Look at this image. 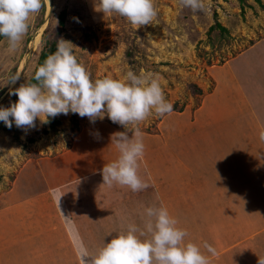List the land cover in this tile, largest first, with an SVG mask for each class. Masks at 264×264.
I'll list each match as a JSON object with an SVG mask.
<instances>
[{
    "label": "crops",
    "instance_id": "obj_1",
    "mask_svg": "<svg viewBox=\"0 0 264 264\" xmlns=\"http://www.w3.org/2000/svg\"><path fill=\"white\" fill-rule=\"evenodd\" d=\"M214 69L226 83L222 106L205 102L194 110L191 131L168 119L157 145L149 143L154 135L142 134L145 152L139 171L152 188L153 199L143 203L134 199L136 193L127 195L132 192L127 187L103 185L105 164L90 167L93 173L85 171L84 163L93 159L91 152L98 146L84 139L87 145L49 157L61 162L48 175L52 183L39 194L3 198L0 240L12 239L13 230L19 228L36 232L30 238H15L14 252L0 245V264H83L78 257L81 245L96 252L128 223L142 226L145 207L161 204L187 231L185 242L199 245L211 264H258L259 257L264 258V141L259 139L264 129V38ZM157 151H166L157 172L163 176L161 181L155 174ZM161 186L157 203L155 189ZM110 188H120L125 197L121 199L125 209L115 217L103 206L111 196ZM28 214H34L35 221L27 222ZM205 241L218 256L206 252Z\"/></svg>",
    "mask_w": 264,
    "mask_h": 264
},
{
    "label": "rangeland",
    "instance_id": "obj_2",
    "mask_svg": "<svg viewBox=\"0 0 264 264\" xmlns=\"http://www.w3.org/2000/svg\"><path fill=\"white\" fill-rule=\"evenodd\" d=\"M44 4L45 7L30 17L29 31L16 52L7 50L5 37L0 39V107H10L12 102L18 100L17 96L10 95V89L18 88L29 80L45 40L63 38L75 46V55L84 63L93 80L106 76L123 79L128 70L137 74L153 73L159 78L173 111L163 117L153 114L139 125L143 135L155 136V141H149L150 145H157L159 141L156 138L166 133L169 125L165 121L168 119L174 125L184 124L190 130L193 111L203 103L213 107L220 103L222 106L227 96L226 83L219 74H215L214 68L264 38V0H204L205 10L196 12L182 7L180 0H154L156 17L152 23L139 28H135L123 16L114 13L104 15L97 11L95 0H44ZM63 9L67 10V16L64 25H61L59 13ZM216 22L226 27L227 31L218 27L210 30ZM37 34H41L40 42L34 44ZM17 73L21 78L15 84H8L9 77ZM185 111H189L187 120H183ZM56 117L60 119L56 130L49 123L41 124L39 119L36 128L27 131L17 128L15 123L11 128L1 124L0 209L6 198L15 200L39 194L44 186L52 183L48 175L61 162L49 157L73 149L75 145L83 146L87 143L84 139L98 146L97 150L91 152L93 159L84 163L85 171L93 173L95 171H90V167L113 162L119 154L115 145L111 144V134L125 129L107 116L94 124L87 117L82 118L71 112ZM252 123L251 126H254ZM97 132L99 138L95 135ZM31 137L35 138L34 142H29ZM157 152L154 155L155 174L162 169L160 160L164 161L166 154V151ZM42 156L49 159L34 161V158ZM29 159L32 162L24 166ZM162 178L160 173L156 174L157 181ZM110 190L111 196L103 206L109 215L115 217L117 212L125 209L121 205V199L125 197H122L120 188ZM161 190L163 186L155 189L156 197ZM129 193L126 192L127 195L136 193L137 198L135 196L134 199L143 203L153 199L151 187ZM156 201L159 203L160 199L157 197ZM31 219L35 221L34 214H28L27 222ZM35 232L29 228L13 230L12 239L7 240L4 236L0 245L14 252L15 238H30ZM46 252L50 253V250Z\"/></svg>",
    "mask_w": 264,
    "mask_h": 264
},
{
    "label": "clouds",
    "instance_id": "obj_3",
    "mask_svg": "<svg viewBox=\"0 0 264 264\" xmlns=\"http://www.w3.org/2000/svg\"><path fill=\"white\" fill-rule=\"evenodd\" d=\"M96 10L104 15L123 16L135 28L153 22L157 11L154 0H95ZM184 8L204 11V0H180ZM45 7L44 0H0V36L7 40L8 51L16 52L27 35L30 17ZM74 45L63 38L57 40L56 51L39 65L31 80L10 89L18 100L10 107H0V121L8 128H36V121L49 122L60 114L70 112L87 117L91 123L106 116L125 131L111 134V144L118 157L102 168L103 185H119L133 192L150 185L140 175V162L145 145L139 125L155 114L163 117L173 111L166 99L159 78L153 73L139 74L128 70L123 79L103 77L92 79L84 63L74 53ZM19 73L9 77L15 84ZM96 137L99 138L97 132ZM264 141V129L259 133ZM166 207L147 206L142 214V226L128 223L116 232L110 242H104L96 252L81 245L78 257L83 264H211L201 247L185 242L187 231L177 226ZM203 248L212 257L218 256L207 241ZM258 264H264L259 257Z\"/></svg>",
    "mask_w": 264,
    "mask_h": 264
},
{
    "label": "trees",
    "instance_id": "obj_4",
    "mask_svg": "<svg viewBox=\"0 0 264 264\" xmlns=\"http://www.w3.org/2000/svg\"><path fill=\"white\" fill-rule=\"evenodd\" d=\"M244 0H241V2H243ZM66 16H67V10L66 9H63L62 11H60L59 13V23L61 25H64L65 21H66ZM220 28L222 31H227V28L222 26L221 23L219 22H216L215 25H212L210 27V30L214 29V28ZM3 36H0V39H2ZM56 46H57V41L56 40H45V43L43 45V48L40 52V55L38 57V60H37V63H36V66L34 68V72L33 74L31 75V77L29 78V80H31L32 82H35L34 80H32V77L34 76V73L37 69V67L39 65H42L44 63V61L46 60V58L53 54L55 51H56ZM198 92L201 91L200 89H196ZM49 125L52 129H55L56 130V126L60 123V119L59 117H55V118H49ZM5 125L2 121H0V126L2 125ZM47 129V128H46ZM47 131V130H45ZM29 142H34L35 141V138L34 137H31L28 139Z\"/></svg>",
    "mask_w": 264,
    "mask_h": 264
},
{
    "label": "bare ground",
    "instance_id": "obj_5",
    "mask_svg": "<svg viewBox=\"0 0 264 264\" xmlns=\"http://www.w3.org/2000/svg\"><path fill=\"white\" fill-rule=\"evenodd\" d=\"M39 30V29H38ZM39 32V31H38ZM41 35V34H40ZM40 35L39 34H37V35H35V38H34V44H37V43H39L40 42ZM35 47V46H34ZM34 50V49H33Z\"/></svg>",
    "mask_w": 264,
    "mask_h": 264
}]
</instances>
